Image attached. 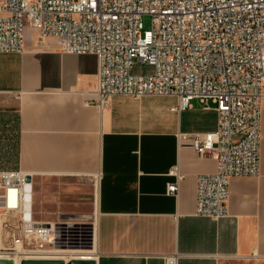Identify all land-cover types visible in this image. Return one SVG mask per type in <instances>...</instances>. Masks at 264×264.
<instances>
[{
	"label": "crops",
	"instance_id": "obj_1",
	"mask_svg": "<svg viewBox=\"0 0 264 264\" xmlns=\"http://www.w3.org/2000/svg\"><path fill=\"white\" fill-rule=\"evenodd\" d=\"M97 73L96 56L64 53L31 28L22 55L0 54V124L16 119L18 170L36 187L33 221L73 226L65 216L93 214L97 264H264V108L261 173L232 180L229 216L215 221L196 215L197 178L216 162L192 137L215 132L217 113L198 101L172 111V97L117 96L101 107ZM175 168L184 178L172 196ZM8 207L0 189V254L16 261L22 220Z\"/></svg>",
	"mask_w": 264,
	"mask_h": 264
},
{
	"label": "built area",
	"instance_id": "obj_2",
	"mask_svg": "<svg viewBox=\"0 0 264 264\" xmlns=\"http://www.w3.org/2000/svg\"><path fill=\"white\" fill-rule=\"evenodd\" d=\"M28 28L38 41L55 38L64 53L97 57L101 107L117 96H152L176 98L179 113L194 101L215 111L218 129L192 137L195 152L216 162L215 173L197 178L196 215L229 216L232 180L261 173L264 0H0V54L22 55ZM137 62L153 72L134 73ZM170 175L168 192L177 196L184 176L178 168ZM28 176L0 173L7 197L18 192V207L7 209L22 220L14 242L29 258L56 259L81 245L86 230L27 221Z\"/></svg>",
	"mask_w": 264,
	"mask_h": 264
},
{
	"label": "rangeland",
	"instance_id": "obj_3",
	"mask_svg": "<svg viewBox=\"0 0 264 264\" xmlns=\"http://www.w3.org/2000/svg\"><path fill=\"white\" fill-rule=\"evenodd\" d=\"M143 23H144L145 30L151 29V24H152L151 17L144 16ZM133 72L137 73V74H149V73L153 72V68L151 66L144 65V64L137 62ZM17 131H18V128H17L16 119H14L13 122L9 126H6V125L1 126V124H0V173H3V172H19L18 166H17V162H18V142H17L18 133H17ZM32 188H33V195H34L35 190H36L34 183L32 185ZM52 189L54 192H59L61 194L60 201H62V202H69L70 201L68 199V196L65 195L63 193V191L61 190V185L57 184L55 187L53 186ZM34 213L36 216V210H35L34 202H33L32 203V214H34ZM65 217H68V219H66V220L67 221L70 220L69 222L74 224L73 226L81 227V228H83V230L86 229L85 235L86 234L87 235L85 237H83L85 239L84 242H82L81 245L77 244L75 246H72L73 249H85V248L88 249V248H90L91 244L89 242H90L91 237L90 238H88V237H89V235H90L89 233H91V231L89 230V227L91 228L95 224V222H96L95 216L92 214V215L82 216V217H80V216H78V217L65 216ZM64 253L66 254V256H70V254H68L67 252H64ZM19 255H20L19 257H21V260L29 258L27 255H24L23 251L21 252V250H20ZM75 257L76 256H71V257L65 258V261H70V260L74 259ZM0 258H12V257H10V255L0 254ZM82 258H87V257H82ZM59 259H61V258H59Z\"/></svg>",
	"mask_w": 264,
	"mask_h": 264
},
{
	"label": "water",
	"instance_id": "obj_4",
	"mask_svg": "<svg viewBox=\"0 0 264 264\" xmlns=\"http://www.w3.org/2000/svg\"><path fill=\"white\" fill-rule=\"evenodd\" d=\"M27 196H26V206H25V219L30 221L32 219V177H27ZM0 264H16L14 258H0ZM20 264H97L93 258H74L70 261H65L62 259H39V258H26L20 261Z\"/></svg>",
	"mask_w": 264,
	"mask_h": 264
},
{
	"label": "bare ground",
	"instance_id": "obj_5",
	"mask_svg": "<svg viewBox=\"0 0 264 264\" xmlns=\"http://www.w3.org/2000/svg\"><path fill=\"white\" fill-rule=\"evenodd\" d=\"M27 184H28V182H27ZM26 193H28L27 188H26ZM31 194H32V191H31ZM8 205L10 208H17L18 207V192L16 189H11L8 192ZM31 205H32V201H31ZM64 252H67L68 254H70V256H76L75 258H82V257L92 258L95 255V250L93 248H88V249L87 248H85V249L69 248V249L58 251L55 258L56 259L61 258L62 260H65V258L68 256H66V254ZM17 256H20V255H17ZM20 258H16V264H20ZM32 258H39V256L33 255Z\"/></svg>",
	"mask_w": 264,
	"mask_h": 264
}]
</instances>
